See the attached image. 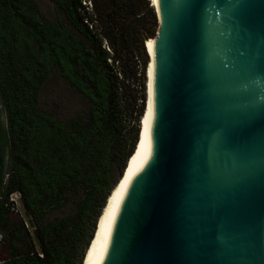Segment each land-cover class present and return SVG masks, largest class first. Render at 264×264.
Returning <instances> with one entry per match:
<instances>
[{
  "label": "water",
  "instance_id": "water-1",
  "mask_svg": "<svg viewBox=\"0 0 264 264\" xmlns=\"http://www.w3.org/2000/svg\"><path fill=\"white\" fill-rule=\"evenodd\" d=\"M152 9L149 140L84 264H264V0Z\"/></svg>",
  "mask_w": 264,
  "mask_h": 264
},
{
  "label": "trees",
  "instance_id": "trees-1",
  "mask_svg": "<svg viewBox=\"0 0 264 264\" xmlns=\"http://www.w3.org/2000/svg\"><path fill=\"white\" fill-rule=\"evenodd\" d=\"M50 1L62 18L45 19L32 0H0V264L81 263L147 111L143 36L156 32L148 0H86L90 10L85 0ZM52 73L86 104L68 121L38 106ZM135 74L138 102L125 131L124 81ZM12 193L23 217L10 210ZM67 203L70 213L44 220Z\"/></svg>",
  "mask_w": 264,
  "mask_h": 264
},
{
  "label": "rangeland",
  "instance_id": "rangeland-1",
  "mask_svg": "<svg viewBox=\"0 0 264 264\" xmlns=\"http://www.w3.org/2000/svg\"><path fill=\"white\" fill-rule=\"evenodd\" d=\"M35 4L36 8L40 12V14L49 21H55L57 18H62L60 12H58L54 4L50 0H32ZM83 4V3H81ZM84 5L86 6L87 10H90V3L85 0ZM147 38L152 40V33ZM104 49L107 51V43L102 41L101 44ZM144 53L147 58V48ZM144 66V73H143V107L145 106V101L147 105V95H146V84H147V71H148V64ZM129 65L134 66L136 72L139 66V58L136 56L130 62ZM147 66V70H146ZM146 70V75H145ZM138 74H135L134 78L124 81L125 84V98L127 109L124 115V125L125 131H130L133 126V116H134V108L137 104V92H138ZM38 106L40 109L50 113L56 119L60 121H68L69 119L73 118L75 114L79 111L85 109L86 104L82 100V98L70 87L63 79L57 76L56 73H52L49 78L40 86L38 90ZM135 105V106H134ZM145 114L143 113L141 118L142 122H140V130L142 128ZM141 121V120H140ZM124 174V173H123ZM122 174V175H123ZM71 204L67 203L60 209L53 210L45 215L44 220H52L54 218L62 217L71 212ZM17 210L19 217L22 216V211L20 205L17 203ZM23 217V216H22ZM101 221V220H100ZM98 222V221H97ZM29 229V228H28ZM30 230V229H29Z\"/></svg>",
  "mask_w": 264,
  "mask_h": 264
},
{
  "label": "bare ground",
  "instance_id": "bare-ground-1",
  "mask_svg": "<svg viewBox=\"0 0 264 264\" xmlns=\"http://www.w3.org/2000/svg\"><path fill=\"white\" fill-rule=\"evenodd\" d=\"M149 2V6L152 7V6H155V0H148ZM153 46H154V41H151L150 38H147L145 41H144V47H145V52H146V48H147V57H148V71H147V84H146V95H147V111H146V114H145V119H144V122H143V125H142V128H141V139H140V142H139V145L135 151V153L133 154V156L130 158L129 160V163H128V166L124 172V169L121 173V179L118 181V185L115 187L114 186V190L113 192L111 191L110 193V197H108V200H107V203L102 211V217H101V221H100V224H99V227L95 232L96 230V226L98 224V222L96 221V226H95V230L93 232V235H92V238L85 250V253H84V257H83V261L81 262V264H84V261L86 259V256L89 252V249L93 243V241L96 239V237L103 231V229L106 227V225L108 224L111 216H112V213L114 211V208H115V205H116V202L119 198V196L125 192L126 190V187H122L124 184H125V181L127 180V185L129 183V181L131 180L132 178V170H133V166L135 164V162L137 161L141 151L143 150L144 146L146 145V142H145V120H146V117H148V114H149V109L151 108V78H152V61H151V58H152V52H153ZM145 108H146V101H145ZM142 122V118H141V121ZM150 127V126H149ZM149 127H148V136H147V141L149 140ZM137 146V145H136ZM135 146V147H136ZM127 162V161H126ZM126 166V165H125ZM124 172V174H123ZM123 174V175H122ZM130 177V178H129ZM101 216V215H100ZM100 216H98L100 218ZM97 220L99 221V219L97 218ZM95 234V235H94Z\"/></svg>",
  "mask_w": 264,
  "mask_h": 264
},
{
  "label": "built area",
  "instance_id": "built-area-1",
  "mask_svg": "<svg viewBox=\"0 0 264 264\" xmlns=\"http://www.w3.org/2000/svg\"><path fill=\"white\" fill-rule=\"evenodd\" d=\"M8 201L12 203V206L10 207V210H12L14 213H19L17 210V203L19 204L18 201V194L17 193H12L8 196ZM2 242V233L0 231V244Z\"/></svg>",
  "mask_w": 264,
  "mask_h": 264
},
{
  "label": "snow or ice",
  "instance_id": "snow-or-ice-1",
  "mask_svg": "<svg viewBox=\"0 0 264 264\" xmlns=\"http://www.w3.org/2000/svg\"><path fill=\"white\" fill-rule=\"evenodd\" d=\"M151 115L152 114H151V108H150L148 117H146V120H145V142L146 143H147V136H148V127L150 126V123H151ZM148 147L150 148V144H148ZM144 160H147V152H145ZM126 186H127V180L125 181V184L122 187H126Z\"/></svg>",
  "mask_w": 264,
  "mask_h": 264
}]
</instances>
